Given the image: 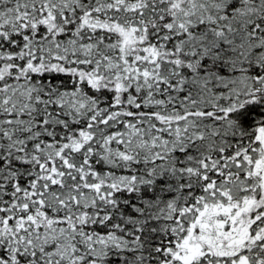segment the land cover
Listing matches in <instances>:
<instances>
[{
    "label": "snow or ice",
    "instance_id": "6c2138e0",
    "mask_svg": "<svg viewBox=\"0 0 264 264\" xmlns=\"http://www.w3.org/2000/svg\"><path fill=\"white\" fill-rule=\"evenodd\" d=\"M0 264H264V0H0Z\"/></svg>",
    "mask_w": 264,
    "mask_h": 264
}]
</instances>
